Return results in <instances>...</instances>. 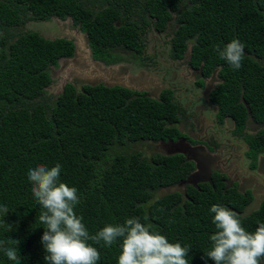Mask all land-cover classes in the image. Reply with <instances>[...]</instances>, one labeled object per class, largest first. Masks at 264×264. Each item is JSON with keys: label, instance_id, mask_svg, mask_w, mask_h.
<instances>
[{"label": "trees", "instance_id": "trees-1", "mask_svg": "<svg viewBox=\"0 0 264 264\" xmlns=\"http://www.w3.org/2000/svg\"><path fill=\"white\" fill-rule=\"evenodd\" d=\"M90 2L0 0V205L9 208L6 216L0 213V240L19 241L20 264H46L41 243L44 228L37 219L41 208L31 193L27 170L60 163L61 181L78 189L81 202L75 211L83 216L90 235L108 223L123 224L136 216L170 242L190 246V264H214L204 253L210 248L209 237L217 231L209 209L223 205L221 191L187 187L186 195H159L184 180L190 165L181 157L159 153L146 157L125 151L131 144L175 136L170 102L128 100L130 92L121 88L75 91L69 85L51 100L46 94L50 67H56L59 58L70 57L73 46L65 40H45L24 28L29 22L70 16L83 20L89 40L114 46L125 41L133 47L137 28L129 26L132 21L120 29L115 22L129 20L135 13L142 20L145 16L157 19L163 30L174 15L180 22L173 38L178 50L185 39H191L193 57L223 65V76L232 80L234 88L240 89L243 83L248 92L257 86L264 89L251 71L255 61L264 62V0ZM234 38L245 45L239 70H233L214 51V46L223 47ZM258 222L264 223V213L242 226L254 232ZM102 244L93 245L100 252L97 264H117L120 241L111 247ZM0 264L14 262L0 251Z\"/></svg>", "mask_w": 264, "mask_h": 264}, {"label": "flooded vegetation", "instance_id": "flooded-vegetation-1", "mask_svg": "<svg viewBox=\"0 0 264 264\" xmlns=\"http://www.w3.org/2000/svg\"><path fill=\"white\" fill-rule=\"evenodd\" d=\"M81 1L84 5L91 3V0ZM96 7L99 5L93 9L97 10ZM122 8L126 10L124 6ZM93 20L91 18L90 23ZM141 20L133 13L129 20L125 17L114 23L120 29L132 21L129 26L137 28V44L133 47L125 41L114 46L89 40L82 19L67 16L38 21V24L52 22L54 31L61 27V36L47 37L37 31L41 37L65 40L73 46L72 55L58 61L86 58L82 70L81 66L72 70L68 65L64 69L59 65L51 66L50 86L58 72L65 86H72L75 91L84 87L121 88L130 92L128 100L169 101L170 126L175 136L150 144L158 145L163 151L159 154L165 157H181L190 168L184 180L167 190L186 195L187 187L196 191L205 187L218 188L223 194V206L238 215L251 209L245 217L239 215L241 220H246L242 222L249 223L264 213V89L257 86L245 92L243 83L240 89L234 88L232 80L223 76V65L193 57L191 39H185V44L178 50L173 38L180 22L174 15L167 20L163 30L158 27L157 19L145 16L142 21L147 25ZM74 40L82 49L81 55L74 54ZM87 58L92 66L87 63ZM251 71L264 85V62L255 61ZM154 96L156 100L150 98ZM178 141L181 143L175 146L170 143ZM173 149H181L185 155L168 154ZM259 223L263 222L257 225Z\"/></svg>", "mask_w": 264, "mask_h": 264}, {"label": "clouds", "instance_id": "clouds-1", "mask_svg": "<svg viewBox=\"0 0 264 264\" xmlns=\"http://www.w3.org/2000/svg\"><path fill=\"white\" fill-rule=\"evenodd\" d=\"M244 47L234 38L223 47L214 46V51L233 70H239L245 57ZM61 170L60 163L53 167L38 164L27 170L31 193L41 208L37 219L44 228L41 243L46 264H97L100 252L93 245L103 242V247H111L118 240L121 251L117 264H190V246L170 242L151 223H142L136 216L123 224L108 223L90 235L83 216L75 211L81 202L78 189L61 181ZM209 211L214 214L212 222L217 231L209 237L211 244L205 256L214 264H261L264 223L249 232L242 226L241 217L228 207L214 204ZM0 213H9L7 205H0ZM18 243L12 238L0 240V251L14 264L21 262Z\"/></svg>", "mask_w": 264, "mask_h": 264}, {"label": "rangeland", "instance_id": "rangeland-1", "mask_svg": "<svg viewBox=\"0 0 264 264\" xmlns=\"http://www.w3.org/2000/svg\"><path fill=\"white\" fill-rule=\"evenodd\" d=\"M51 23V24H50ZM50 23H43V24H38V22H29L24 30L29 31V30H34L40 32L41 35L47 36V37H54V36H61V27L59 31H54L52 27V22ZM75 30V29H73ZM76 31V30H75ZM75 43L78 45L77 41L74 40ZM79 46V45H78ZM79 54H82V50H79ZM58 71V70H57ZM58 74V72H56ZM59 75H54L53 76V81L51 85V90L46 89V94L50 99L52 100L55 99L56 95L61 91V78H59ZM65 83V82H64ZM55 88L56 90H53ZM116 150H118L116 148ZM126 152H132V151H138L141 152L144 156L150 157L151 155L155 153H162V149L159 148L157 145H151L150 143H136V144H131L129 147L125 149ZM180 189V188H178ZM170 190H162L159 195H164L166 193H169ZM157 195L156 197H158Z\"/></svg>", "mask_w": 264, "mask_h": 264}, {"label": "water", "instance_id": "water-1", "mask_svg": "<svg viewBox=\"0 0 264 264\" xmlns=\"http://www.w3.org/2000/svg\"><path fill=\"white\" fill-rule=\"evenodd\" d=\"M79 50H82L81 48H79V46L75 43V49H74V54L76 55V52H77V54H79ZM88 52V51H87ZM79 55H81V54H79ZM85 57H75V58H70V59H60L59 61H58V63H57V65H59L60 67H61V69H64V66L65 65H68V66H70V69L72 70V69H77V68H79L80 66V69L82 70L84 67H85V64H83L84 63V61H85ZM87 63L90 65V66H92V64H91V62H90V60H89V58H87ZM97 64V63H96ZM98 65V64H97ZM98 66H100V65H98ZM101 67V66H100ZM59 72H60V70H59ZM56 75H59V76H61V74L60 73H58V74H56ZM85 85H87V86H94L93 84H89V83H86ZM64 86H65V83H64ZM64 86L62 87V88H64ZM106 87H110V86H108V85H105ZM47 89H51V86L49 87V88H47ZM62 91H63V89H62ZM150 98H152V99H157V97H150ZM171 143H173V142H171ZM176 145V144H175ZM185 147V146H184ZM169 153L168 154H183V155H185V152L183 151V150H181V149H173V150H171V151H168ZM199 163H197V165H198ZM198 167H199V165H198ZM250 211H251V209H248V210H246L244 213H242V214H239L241 217H245L248 213H250Z\"/></svg>", "mask_w": 264, "mask_h": 264}, {"label": "bare ground", "instance_id": "bare-ground-1", "mask_svg": "<svg viewBox=\"0 0 264 264\" xmlns=\"http://www.w3.org/2000/svg\"><path fill=\"white\" fill-rule=\"evenodd\" d=\"M33 32H37V31H33ZM38 33V32H37ZM40 36V35H39ZM43 39H45V40H48V41H52V40H50V39H47V38H45V37H42ZM64 86V82L63 81H61V91L56 95V96H58V95H60V94H62L63 93V91H62V87ZM51 90V89H50ZM171 143V142H170ZM181 142H176V143H172V146H175V144L176 145H178V144H180ZM166 147V145H164V148ZM181 155V154H180ZM183 155V154H182ZM197 163V162H196ZM197 165V164H196Z\"/></svg>", "mask_w": 264, "mask_h": 264}]
</instances>
